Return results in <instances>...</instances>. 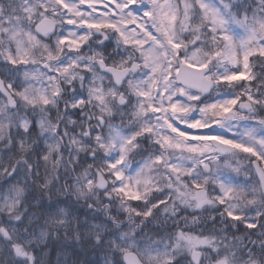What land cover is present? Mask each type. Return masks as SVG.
<instances>
[{
    "label": "snow or ice",
    "instance_id": "obj_1",
    "mask_svg": "<svg viewBox=\"0 0 264 264\" xmlns=\"http://www.w3.org/2000/svg\"><path fill=\"white\" fill-rule=\"evenodd\" d=\"M262 165L264 0H0V264H264Z\"/></svg>",
    "mask_w": 264,
    "mask_h": 264
},
{
    "label": "rangeland",
    "instance_id": "obj_2",
    "mask_svg": "<svg viewBox=\"0 0 264 264\" xmlns=\"http://www.w3.org/2000/svg\"><path fill=\"white\" fill-rule=\"evenodd\" d=\"M246 163V161H245ZM243 173H241V176L243 177ZM62 243V241H61ZM84 248L83 245L76 244L71 239L68 240L67 242V248L65 250V254L69 261H79L80 264H90V262H94V264H103V257L102 255H96V253H92L89 250L82 251ZM76 251L79 254H76ZM96 255V256H95ZM84 257H87L85 260ZM77 258V260H76ZM53 260H55V252L53 253Z\"/></svg>",
    "mask_w": 264,
    "mask_h": 264
},
{
    "label": "trees",
    "instance_id": "obj_3",
    "mask_svg": "<svg viewBox=\"0 0 264 264\" xmlns=\"http://www.w3.org/2000/svg\"><path fill=\"white\" fill-rule=\"evenodd\" d=\"M62 243H63V241H62ZM82 251H86L87 252V248L84 246V248H83V250ZM76 254H79L77 251H76ZM80 255V254H79ZM97 255V254H96ZM95 255V256H96ZM81 256V255H80ZM84 259L86 260L87 259V257H84ZM76 260H77V258H76Z\"/></svg>",
    "mask_w": 264,
    "mask_h": 264
}]
</instances>
